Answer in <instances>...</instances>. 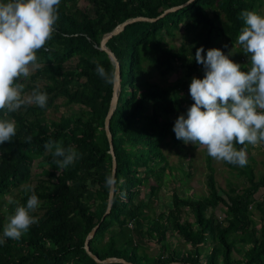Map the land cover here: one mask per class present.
Returning <instances> with one entry per match:
<instances>
[{"label":"trees","instance_id":"trees-1","mask_svg":"<svg viewBox=\"0 0 264 264\" xmlns=\"http://www.w3.org/2000/svg\"><path fill=\"white\" fill-rule=\"evenodd\" d=\"M188 1L61 0L56 31L37 51L41 68L27 82L22 81L25 92L39 87L48 93L47 108L31 105L11 114L17 135L11 143L0 145V235L7 217L16 206L26 205L33 192L40 201L32 213L37 223L19 241L8 239L0 245V264H97L86 253L84 242L98 224L89 248L100 260L264 264V195L254 201L264 188V143H260L261 174L255 173L256 162L248 145L246 167L225 162L245 180L240 191L229 182V191L218 194L207 156L208 194L196 199L180 196L174 188L169 202L154 210L161 186L166 185L163 177L173 178L175 169L168 165L161 146L182 151L184 143L172 131L174 122L193 104L189 95L192 78L204 77L203 66L195 60L197 49L203 47L206 56L208 49L234 45L237 50L229 57L246 71L248 57L236 42L243 26L240 13L250 10L261 15L264 9V0H193L159 17ZM136 17L154 21L131 23L106 44L119 62L121 87L109 125L117 165L115 192L110 213L100 222L108 203L110 183L106 178L112 172L104 120L112 94L113 65L99 44L104 35ZM178 35L179 47L170 46L167 40ZM96 63L112 74L111 84L96 74ZM177 69L183 72L184 81L166 86L150 81L157 75L165 82ZM59 98L64 99L63 106L79 109L56 120L45 118L46 111L58 108ZM29 135L31 143L26 142ZM50 140L72 147L80 158L60 169L44 148ZM234 147L243 146L234 142ZM35 162L41 167L35 185L12 197L32 178ZM168 170L170 174L165 173ZM179 171L189 178V173ZM8 196L11 198L6 201ZM219 205L223 207L221 220L212 212ZM254 210L260 214L259 229L253 220ZM174 240L184 247L178 249ZM150 243L157 247L155 255L147 253Z\"/></svg>","mask_w":264,"mask_h":264},{"label":"clouds","instance_id":"clouds-1","mask_svg":"<svg viewBox=\"0 0 264 264\" xmlns=\"http://www.w3.org/2000/svg\"><path fill=\"white\" fill-rule=\"evenodd\" d=\"M61 0H0V145L11 143L17 135V123L11 114L31 105L47 108L48 93L34 88L25 94L22 81L41 68L37 51L53 37L59 19ZM243 26L237 43L248 57L245 66L235 63L221 49H197L195 60L203 66L204 77H193L189 95L193 104L186 115L174 122L172 131L184 144H199L217 161L238 167L249 163L247 145L264 143V16L255 11L240 13ZM227 47V45H225ZM96 74L112 83V74L96 63ZM32 142V136L26 137ZM234 142L243 147H234ZM44 148L52 163L67 169L80 158L72 147L48 141ZM111 183V177L106 178ZM40 201L33 192L26 205L15 207L7 217L0 245L8 239L19 241L37 223L32 215Z\"/></svg>","mask_w":264,"mask_h":264},{"label":"rangeland","instance_id":"rangeland-1","mask_svg":"<svg viewBox=\"0 0 264 264\" xmlns=\"http://www.w3.org/2000/svg\"><path fill=\"white\" fill-rule=\"evenodd\" d=\"M81 7H85V3L81 2L79 3ZM264 15V9L261 13V16ZM191 37V36H190ZM191 39V38H190ZM167 42L170 44V46L179 47L181 44V36L178 35L177 37H174L173 39L167 40ZM218 49H221L225 55L232 54L236 52V47L234 45H229L225 47L224 45H219ZM229 59H234V57H229ZM70 66H73V63L69 64ZM34 73L31 72L30 75ZM152 79L150 81L158 82L162 86L169 85L176 81H184L186 78L184 77V74L182 71L177 69L174 71L169 77L166 78V81L163 82L160 81L159 77L157 75H153L151 77ZM27 82V80H25ZM25 94H29L28 92H25ZM62 98H59L56 100V104L58 105V108L56 109H50L46 111L45 118L47 119H53L56 120L59 118L61 114H70L72 111H77L79 109V106H72L67 107L63 106ZM182 151H179L177 148L173 147H166L164 145L161 146L163 154L167 158V163L169 166L174 167L175 169L172 170L173 178L169 176L163 177V182H166L165 186H161V189L158 193V198H156V202L154 204V207H156L154 210L157 211L159 207H163L165 203L169 202L170 200V194L171 191L176 188L178 191V194L180 196H186L189 195L192 198L198 199L201 196H206L208 194L207 187H206V179L209 173L208 168V162H207V154L206 148L204 146H201L199 144L193 145V144H184L182 146ZM249 150L251 151L250 154L252 157H254L256 162L255 167V173L261 174L263 171V168L261 166V161L263 160V154L261 153L260 149V143L252 146L248 145ZM210 166L213 169V175L216 187L218 188V194H221V192H228L229 191V182L234 183L235 185H238L240 188H238L240 191L243 188V181L245 180L243 178H240L237 176L235 172H232L229 167L225 164L224 161H217L216 159L210 157ZM190 165V166H189ZM179 169H182L185 173H189V178H186L184 174H182ZM41 171V167L37 165V162H35L32 165V178L29 182H27L25 185H23L20 189L15 190L13 192L12 197L19 194V192L24 188H32L37 179V174ZM165 173L170 174V170L165 171ZM232 173V174H230ZM184 182V184H183ZM163 185V184H162ZM147 189V187H145ZM148 192V190H147ZM147 192L143 193L141 196L145 197L147 195ZM187 193V194H186ZM264 195V188H262L255 196L254 201H260L261 196ZM11 197H6V201L9 200ZM211 212V209L208 210ZM223 207L222 205H219L216 207L212 212L214 213L215 217L218 218V220H221L223 218ZM148 214H151L152 211L147 210ZM154 215V214H152ZM191 219V217H189ZM253 220L256 224V229L260 228V214L257 210H254ZM174 243L178 249L183 248L184 245H182L180 242L174 240ZM149 249L147 250V253L149 255H155L157 253V247L154 246V244H149ZM235 259L238 258V255H234Z\"/></svg>","mask_w":264,"mask_h":264},{"label":"water","instance_id":"water-1","mask_svg":"<svg viewBox=\"0 0 264 264\" xmlns=\"http://www.w3.org/2000/svg\"><path fill=\"white\" fill-rule=\"evenodd\" d=\"M193 0H189L188 2H186L183 5L180 6H175L172 7L170 9L165 10L159 17L164 16L165 14L169 13V12H174L177 11L185 6H187L190 2H192ZM138 21H154L153 19H148V18H143V17H136L130 20H127L125 22H123L122 24L118 25L113 31H111L110 33L104 35L100 41L99 44V50L103 51L106 53V55L108 56L111 64L113 65V85H112V94H111V99H110V103H109V108H108V112L106 114L105 120H104V131H105V135L107 137L108 140V144H109V152L112 158V172H111V183H110V187H109V194H108V203H107V208L105 213L103 214L101 221L102 222L105 217L110 213V209L112 206V201H113V197H114V192H115V175H116V159H115V154H114V150H113V144H112V135L109 129V125H110V119L117 107V103H118V98H119V93H120V87H121V70H120V65L119 62L117 60V58L114 56V54L112 53V51L107 48L106 44L107 42L112 39L114 36L120 34L123 29L125 28V26L134 23V22H138ZM99 225H96L87 235L85 242H84V248L86 253L97 263V264H110V263H119V264H133L131 262H127L122 258H106L104 260H100L96 255H94L89 248V242L91 241V239L94 237V235L96 234Z\"/></svg>","mask_w":264,"mask_h":264},{"label":"built area","instance_id":"built-area-1","mask_svg":"<svg viewBox=\"0 0 264 264\" xmlns=\"http://www.w3.org/2000/svg\"><path fill=\"white\" fill-rule=\"evenodd\" d=\"M263 200H264V196H263Z\"/></svg>","mask_w":264,"mask_h":264}]
</instances>
